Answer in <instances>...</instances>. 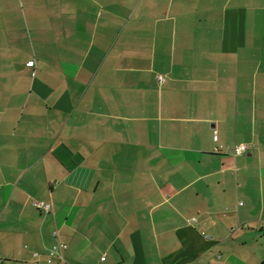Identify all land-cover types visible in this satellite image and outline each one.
<instances>
[{
    "label": "crops",
    "instance_id": "obj_1",
    "mask_svg": "<svg viewBox=\"0 0 264 264\" xmlns=\"http://www.w3.org/2000/svg\"><path fill=\"white\" fill-rule=\"evenodd\" d=\"M59 243L264 264V0H0V264Z\"/></svg>",
    "mask_w": 264,
    "mask_h": 264
},
{
    "label": "built area",
    "instance_id": "obj_2",
    "mask_svg": "<svg viewBox=\"0 0 264 264\" xmlns=\"http://www.w3.org/2000/svg\"><path fill=\"white\" fill-rule=\"evenodd\" d=\"M28 65L30 67H33L34 63L30 62ZM249 149H250L249 146L241 145V146L236 147L234 152L236 155H242V154L246 153ZM37 206L43 207V208L47 209V211H49V206L45 205L44 203H39V204H37ZM67 248H68V246L66 244H63V243H59V244L53 246L52 248H50L48 251V255H47V257H48L47 263L48 264H56L58 262L59 264H62L64 262V258H65L64 252H65V250H67ZM34 257L37 260H39L40 254L35 253ZM102 260L105 261L106 258L103 257Z\"/></svg>",
    "mask_w": 264,
    "mask_h": 264
},
{
    "label": "rangeland",
    "instance_id": "obj_3",
    "mask_svg": "<svg viewBox=\"0 0 264 264\" xmlns=\"http://www.w3.org/2000/svg\"><path fill=\"white\" fill-rule=\"evenodd\" d=\"M262 261V260H261Z\"/></svg>",
    "mask_w": 264,
    "mask_h": 264
}]
</instances>
